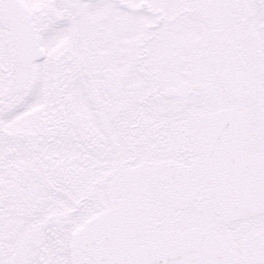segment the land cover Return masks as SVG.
Here are the masks:
<instances>
[{"label": "snow or ice", "instance_id": "snow-or-ice-1", "mask_svg": "<svg viewBox=\"0 0 264 264\" xmlns=\"http://www.w3.org/2000/svg\"><path fill=\"white\" fill-rule=\"evenodd\" d=\"M0 264H264V0H0Z\"/></svg>", "mask_w": 264, "mask_h": 264}]
</instances>
